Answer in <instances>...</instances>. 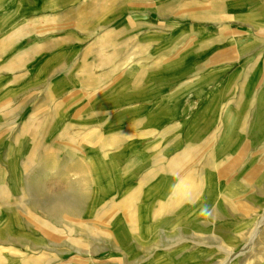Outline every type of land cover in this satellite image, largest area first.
<instances>
[{"label":"rangeland","instance_id":"rangeland-1","mask_svg":"<svg viewBox=\"0 0 264 264\" xmlns=\"http://www.w3.org/2000/svg\"><path fill=\"white\" fill-rule=\"evenodd\" d=\"M45 2L0 20V264H264V0Z\"/></svg>","mask_w":264,"mask_h":264},{"label":"crops","instance_id":"crops-1","mask_svg":"<svg viewBox=\"0 0 264 264\" xmlns=\"http://www.w3.org/2000/svg\"><path fill=\"white\" fill-rule=\"evenodd\" d=\"M37 1H39V0H35L34 1V3L32 4V5H28V6H25V7H23V11H24V8H26L27 10L28 9H34L35 7H37ZM5 3H7V2H5ZM41 5H46V2H45V0H41ZM50 5V4H49ZM65 7L66 6H61V5H59V4H57V8L55 9L56 10V12H59V13H61V12H64L65 11ZM7 9V11L9 10L10 12H8V16L7 17H1L0 16V20H3V19H8V17H10V16H21V17H24V16H28V15H30V16H35L36 14H39V13H30V14H27V15H24L25 14V12H23V11H19L18 10V8L17 7H14V8H8V3L7 4H1L0 5V11H2L3 9ZM52 10H54V8H52ZM48 11H50V10H48ZM66 12V11H65ZM64 12V13H65ZM41 13H43V12H41ZM53 17H55V16H53ZM59 18H60V16H58ZM34 20H38V19H34ZM34 20H32V21H34ZM31 21V22H32ZM5 25H7V24H5ZM30 25V23L28 24V26ZM69 29V32H71V28H68ZM9 31H11V30H4V29H0V32H9ZM61 30L59 31V35L58 36H56V39H54V42H60V35H61ZM67 32H65V34H66ZM64 36V38H66V36L65 35H63ZM23 40H21L20 42H18L17 43V45H18V47H17V49H16V52H19V51H21V50H27V52L26 53H28V52H31V51H34V53H35V56H34V58L32 59V60H30L25 66H24V68H25V70H29L30 68H31V70L32 69H34L35 68V66H37V63L39 62V55H41L40 53L39 54H36L38 51H37V47H38V44L36 45V47L35 46H32L31 48H27V46L25 45V43H24V41L22 42ZM59 42L57 43V51H58V54H59V48L61 47L60 45H59ZM42 44H45V42H42ZM40 47H41V44H40ZM67 47L68 48H70L71 49V45H67ZM73 47V46H72ZM61 49V48H60ZM66 50H67V48L66 47H64L63 48V51L64 52H66ZM72 53H74L75 52V48L73 47L72 49ZM71 51L69 50V53H70ZM33 53V54H34ZM11 54V52H10V50H8V53H7V55L9 56ZM6 55V54H5ZM0 56H3V54H1ZM22 56V55H21ZM20 56V57H21ZM39 58V59H38ZM18 59H19V57H18ZM17 59V60H18ZM5 68L7 69L8 67L7 66H5Z\"/></svg>","mask_w":264,"mask_h":264},{"label":"bare ground","instance_id":"bare-ground-1","mask_svg":"<svg viewBox=\"0 0 264 264\" xmlns=\"http://www.w3.org/2000/svg\"><path fill=\"white\" fill-rule=\"evenodd\" d=\"M110 185V183L108 184ZM182 190V189H181ZM186 190V189H185ZM189 194L190 191L189 190H186L184 191V194ZM186 194V195H187ZM74 209L72 208V206H70L68 203L66 202H63L61 200L55 202L50 208H49V211L52 213V215H57V214H66V213H74L73 211ZM92 254V253H91Z\"/></svg>","mask_w":264,"mask_h":264}]
</instances>
